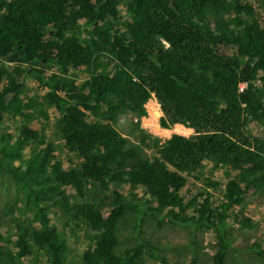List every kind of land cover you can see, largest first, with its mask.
<instances>
[{
  "label": "trees",
  "instance_id": "16d2710c",
  "mask_svg": "<svg viewBox=\"0 0 264 264\" xmlns=\"http://www.w3.org/2000/svg\"><path fill=\"white\" fill-rule=\"evenodd\" d=\"M120 2L0 0V124L5 115L19 119L13 132L0 131V173L21 191L23 216L12 218V247L0 232V264H20L34 249L45 252L46 264H65L64 241L48 215L56 208L97 232L80 264H168L147 240L115 252L118 222L138 211L212 231L209 264H225L228 221L253 226L232 208L264 193V144L245 121L247 115L264 120V25L256 10L242 0H126L122 21ZM258 2L264 9V0ZM219 44L234 53L219 52ZM100 53L114 60L111 72L97 62ZM48 66L55 71L45 73ZM78 68L88 73L80 81L69 75ZM24 71L45 87L43 104L58 113L60 137L75 163L63 166L42 130L27 124L41 105L20 97ZM259 73L261 85H254ZM151 93L160 125L181 124L192 134H171L159 145L135 125L139 143L127 141L114 122L126 111L143 115ZM88 114L100 116L88 121ZM148 140L151 157L139 146ZM203 165L222 169L218 207L210 189L222 177L205 176ZM189 176L202 182L198 196L204 195L191 211L180 194ZM118 183L143 188L153 205L127 199ZM89 184L109 192L105 213L71 201L82 199ZM252 248L264 258L259 243Z\"/></svg>",
  "mask_w": 264,
  "mask_h": 264
},
{
  "label": "rangeland",
  "instance_id": "374dc122",
  "mask_svg": "<svg viewBox=\"0 0 264 264\" xmlns=\"http://www.w3.org/2000/svg\"><path fill=\"white\" fill-rule=\"evenodd\" d=\"M250 3L256 10L262 25H264V9L261 8L258 0H242ZM118 12L122 21L128 19L126 13V0H121L118 5ZM120 27V25H117ZM213 27V24H211ZM84 37L89 36L86 28L81 30ZM219 52L233 54V50L223 44L217 45ZM245 60L244 57L240 58ZM97 62L101 64L107 72H111L114 60L106 55L99 54ZM55 71L53 66H48L45 73ZM259 75L254 80V85H261ZM69 75L80 81L88 76L84 68L77 70H70ZM19 82L22 85L20 97L26 99L32 97L37 105H41L40 110H35L33 117L27 121V124L37 130H42L46 139L50 142L54 158L60 160L63 166L69 163H75L76 157L68 153L63 145L58 130V113L54 108L43 104L42 95L46 90L40 81L33 75V73L22 72L19 77ZM150 97L143 104V108L153 109L154 99ZM155 98V97H154ZM145 110V109H144ZM99 116L93 117L88 114L87 120L99 119ZM137 115L131 112H122L114 122V126L118 132L124 136L130 143L138 144V132L135 125ZM141 116H145L147 113ZM162 113L160 114V117ZM246 127L249 132L261 140L264 144V120H256L249 115L245 118ZM19 124L18 118H12L5 115L0 124V131L13 132L14 127ZM139 128V126H138ZM140 129V128H139ZM142 130V129H140ZM143 131V130H142ZM192 129L181 124H174L160 131H146L150 137L158 139V144H162L171 134H180L189 136L192 134ZM141 151L146 157L152 156L151 142L144 141L139 144ZM204 175L210 178L222 177V169L211 171L207 165L202 166ZM220 185L215 189H210L211 205L218 207L222 201L223 184L225 178L222 177ZM114 187L127 199L142 203L147 200L144 207L153 205V200L146 195L141 187L132 186L129 184L118 183ZM202 182L195 180L192 176L187 177V181L180 189V194L185 202H191L192 205L188 207L191 211L194 207H198L204 198L198 196L201 190ZM72 202H88L95 208L105 213L110 206V194L108 191H103L97 186L87 185L85 195L82 199L71 196ZM20 200L21 191L18 186L13 183L8 175L0 173V232L3 235V240L7 241V246L12 247V242L15 238V227L12 223V218L20 215ZM233 211L238 212L243 217L251 219L253 226L251 228H241L233 221H228L227 226V255L225 264H264V258H260L252 248L254 242L259 243L262 250H264V193L259 196H246L241 205L232 208ZM19 213V214H18ZM50 223L57 230L60 237L65 244V264H80L81 252L93 245L97 238V232L88 228L84 223L76 220L68 213H63L59 209H52L48 212ZM20 217L23 218L22 215ZM117 245L115 252L121 254L124 249L134 245L135 243L147 240L158 247L161 255L166 257L168 264H188L190 259H196V264H209V259L214 251V233L204 228H197L189 223H175L168 222L163 217H155L150 213L138 211L137 213L127 214L117 225ZM20 264H46V255L43 250L34 249L28 256L20 260ZM146 264H154L152 261H147Z\"/></svg>",
  "mask_w": 264,
  "mask_h": 264
},
{
  "label": "built area",
  "instance_id": "2783aa9c",
  "mask_svg": "<svg viewBox=\"0 0 264 264\" xmlns=\"http://www.w3.org/2000/svg\"><path fill=\"white\" fill-rule=\"evenodd\" d=\"M244 86H245V83H240L238 85V91H241ZM151 97L154 99L153 105L151 106L153 107V109H150V108L147 109L144 107L147 113V116H148L146 120H144L145 116H136L134 120L136 123H138L139 128L142 129L144 132L166 130V128H163L159 123L160 114H161L159 104L153 96Z\"/></svg>",
  "mask_w": 264,
  "mask_h": 264
}]
</instances>
